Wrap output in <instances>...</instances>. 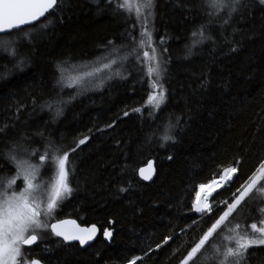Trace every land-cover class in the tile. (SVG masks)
Returning a JSON list of instances; mask_svg holds the SVG:
<instances>
[{
  "label": "trees",
  "instance_id": "1",
  "mask_svg": "<svg viewBox=\"0 0 264 264\" xmlns=\"http://www.w3.org/2000/svg\"><path fill=\"white\" fill-rule=\"evenodd\" d=\"M123 2L115 0L107 6L105 0H67L55 15L49 14L35 25L39 35L34 47L23 44L16 57L0 52V127L7 126L0 134V177L16 175V168L2 154L12 143L43 150L36 135L41 131L45 139L50 136L66 146L87 137L75 155L79 189L48 223L72 217L81 224L101 228V236L86 249L67 244L50 231H40L39 241L23 249L28 261L40 258L45 264H129V260L141 257L137 264H181L210 223L193 211L199 184L218 177L223 168L235 166L234 161L239 160L240 178L230 186L235 191L264 161V6L258 3L251 11L246 10L243 18L236 16L224 30L223 37H243L238 53L228 52L219 24L213 23L211 35L216 43L207 41L190 59H184L194 24L177 6L183 0H156L153 38H165L164 47L171 57L164 84L170 93L166 111L182 117L175 145L146 141L155 125L149 126L146 109L143 114L133 111L146 105L148 89L131 57L120 69L126 80L117 77L102 87L96 86L100 83L97 80L79 95L75 87L66 86L64 99L76 98L62 106L61 116L54 119V109L41 110L39 105L53 92L58 61L71 58L64 73V83L69 85L67 76L92 65L103 55L108 41L126 45L128 50L135 47L126 29L135 23L136 0H129L133 10L127 23L115 11V4ZM48 20L53 23L41 30V23ZM233 28L238 29L234 36ZM132 35L139 41V27ZM21 56L28 60L22 71L14 67ZM201 74L208 80L205 89L199 87ZM150 159L156 161L157 174L147 183L138 171ZM40 179L54 182L55 169H42ZM118 187L129 190L119 192ZM231 191H220L217 199L229 198ZM242 215H251L249 224H259L252 208ZM193 220L200 223L189 228ZM105 230L112 232L111 240L102 235ZM169 236L172 240L165 244ZM199 264L209 262L200 258ZM247 264H264V246L249 249Z\"/></svg>",
  "mask_w": 264,
  "mask_h": 264
},
{
  "label": "snow or ice",
  "instance_id": "2",
  "mask_svg": "<svg viewBox=\"0 0 264 264\" xmlns=\"http://www.w3.org/2000/svg\"><path fill=\"white\" fill-rule=\"evenodd\" d=\"M95 2L99 3V0ZM66 3L67 0H0V52L16 57L23 44L34 47L35 39L39 35L36 23L41 21V18L48 19L49 14L55 15L56 10L63 8ZM105 3L112 6L115 0H105ZM254 3L264 6V0H183L179 3L177 6L189 14L194 24L188 37L190 43L185 46L184 59H190L195 54V49L205 42L216 43L211 35L213 23L219 24L220 35L223 37L226 26L232 24L236 16L243 18L244 12L251 11ZM132 10L133 5L129 0L115 4L116 13L124 16L126 23L132 19ZM134 11L135 23L126 29V35L135 47L128 50L126 45L117 46L114 41H108L102 49L103 55L92 62L96 65L94 71H88L78 77L73 85L64 83L65 68L71 65V58L58 61L53 92L39 107L41 110L54 109V119L58 118L63 114L62 106L76 98L74 95L68 100L64 99L62 93L66 86L75 87L76 95H79L90 84H96L97 80L100 81L97 87H102L104 83L117 77L126 80L127 77L121 74L120 69L131 57L143 73V82L148 89L146 105L133 108V111L143 114L146 109L149 126L155 125L147 134L146 141H156L161 146L175 145L178 142L177 129L181 128L182 117L166 111L170 93L164 84L171 57L168 55V49L164 47L165 38L162 36L159 41L153 38L156 0H136ZM199 17L203 19L196 24L195 21ZM52 23V20H48L47 24L41 23L40 29H47ZM137 27L140 32L139 41L132 35ZM237 31L238 29L233 28V36ZM223 39L228 45L229 53L236 54L241 50L243 37L240 40L228 37ZM27 63V58L21 56L14 67L22 71ZM207 86L206 75L201 74L199 87L205 89ZM32 102L36 104L35 99ZM124 115L127 116L128 113L125 112ZM6 127H0V134L4 133ZM36 135L43 143V150L16 142L10 144L7 151L2 153L16 168V175L0 177V264H42V259L26 260L22 251L25 246L37 243L40 239L37 233L40 231H50L55 237H62L63 241H79L81 245L93 240L98 231L95 225L81 228L74 220L46 222L63 202L79 189L75 155L80 146L86 143L87 137L66 146L57 143L50 136L45 139L43 131ZM33 159L36 163L31 162ZM168 159L171 160L172 157L169 156ZM234 164L235 166L223 168L218 177L199 184V191L195 193L194 211L200 214L201 220L207 217L210 223L190 246L181 264H199L200 258L206 259L209 264H247L249 249L264 246V161L259 163L254 173L236 187L235 191H231L230 186L240 178V161L236 160ZM49 168L55 169L54 182H41L42 169ZM154 172V169H139V175L144 180H152ZM17 180H22L24 184L19 192L15 189ZM73 184L76 185L75 189ZM221 189L231 191V196L223 200L217 199ZM128 190L118 187L119 192ZM248 208L257 213L259 226L256 222L248 223V220L252 219L251 215H242ZM199 223L200 221L193 220L192 225L188 227ZM103 235L109 240L112 239L111 231L105 230ZM169 240H172L171 236L167 237L164 243L167 244ZM36 255L33 253L34 257ZM140 259L141 257H135L129 260V264H137Z\"/></svg>",
  "mask_w": 264,
  "mask_h": 264
},
{
  "label": "water",
  "instance_id": "3",
  "mask_svg": "<svg viewBox=\"0 0 264 264\" xmlns=\"http://www.w3.org/2000/svg\"><path fill=\"white\" fill-rule=\"evenodd\" d=\"M44 18H41V20H43ZM40 22V21H39ZM38 23V22H37ZM36 23V24H37ZM25 27H28V26H25ZM141 168H143V169H145L146 171H148V170H155V172H154V175H153V179L152 180H144L140 175H139V177L141 178V180H143L144 182H147V183H151L154 179H155V177H156V174H157V170H156V161L154 160V159H150L148 162H147V164H145V165H143ZM140 168V169H141ZM138 174H139V171H138ZM221 190H223V189H221ZM220 190V191H221ZM219 191V192H220ZM60 220H74L75 222H76V224L79 226V227H81V228H89V227H91L92 225H95L96 226V228L98 229V231H97V233H96V235H95V238L93 239V240H91V241H89L88 242V244H85V245H81L80 244V242L79 241H64L65 243H67V244H79L80 246H81V248H83V249H86V248H88V247H90V246H92L97 240H98V238H99V236H100V233H101V228H100V226L98 225V224H92V225H89V226H86V225H82V224H80V222L77 220V219H75V218H65V219H60ZM58 221V220H57ZM57 221H54L53 223H56ZM58 238H60V239H62L63 240V238L62 237H58ZM39 241V240H38ZM37 241V242H38ZM35 245V244H34ZM34 245H31V246H25V247H27V248H30V247H33ZM42 264H45L43 261H42Z\"/></svg>",
  "mask_w": 264,
  "mask_h": 264
},
{
  "label": "rangeland",
  "instance_id": "4",
  "mask_svg": "<svg viewBox=\"0 0 264 264\" xmlns=\"http://www.w3.org/2000/svg\"><path fill=\"white\" fill-rule=\"evenodd\" d=\"M95 67H96V65L95 64H92V65H87V66H85V68H84V70H76V71H73L72 73H70L68 76H67V82L69 83V85H73V84H75V82H76V79L78 78V77H81V76H83L86 72H88V71H94V69H95ZM42 177V171H41V175H40V178ZM41 182H48V183H52L53 182V180L52 181H50L49 179H46V180H41ZM16 184H19L20 185V187H18L17 189H16V191L17 192H19V191H21L22 189H23V187H24V184H23V182H22V180H17L16 181ZM224 190V189H223ZM198 191H199V189H198ZM222 191V190H221ZM215 195V194H214ZM194 201H195V199H194ZM193 205H194V202H193ZM193 211H194V207H193ZM195 212V211H194ZM196 214H198V213H196ZM198 215H200V214H198ZM49 220V219H48ZM48 220L46 221L47 223H48ZM258 226H259V224H258ZM23 251V250H22Z\"/></svg>",
  "mask_w": 264,
  "mask_h": 264
},
{
  "label": "flooded vegetation",
  "instance_id": "5",
  "mask_svg": "<svg viewBox=\"0 0 264 264\" xmlns=\"http://www.w3.org/2000/svg\"><path fill=\"white\" fill-rule=\"evenodd\" d=\"M66 218H72V217H66ZM60 219H65V218H60ZM60 219H56V220H54V221H57V220H60ZM54 221H53V222H54ZM80 224H81V223H80ZM82 225H85V224H82ZM90 225H92V224H90ZM86 226H89V225H86ZM102 235H103V233H102ZM100 236H101V233H100ZM100 236H99V237H100ZM78 245H79V244H78ZM79 246H80V245H79ZM38 259H40V258H38ZM31 260H32V259H31Z\"/></svg>",
  "mask_w": 264,
  "mask_h": 264
},
{
  "label": "bare ground",
  "instance_id": "6",
  "mask_svg": "<svg viewBox=\"0 0 264 264\" xmlns=\"http://www.w3.org/2000/svg\"><path fill=\"white\" fill-rule=\"evenodd\" d=\"M195 213V212H194ZM196 214V213H195ZM196 215H198V214H196ZM198 216H200V215H198ZM53 223V222H52Z\"/></svg>",
  "mask_w": 264,
  "mask_h": 264
}]
</instances>
